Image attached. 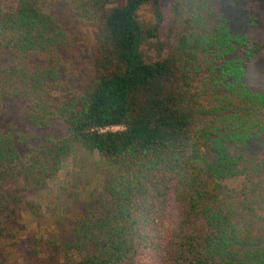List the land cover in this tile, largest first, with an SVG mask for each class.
I'll return each mask as SVG.
<instances>
[{
    "label": "trees",
    "instance_id": "trees-1",
    "mask_svg": "<svg viewBox=\"0 0 264 264\" xmlns=\"http://www.w3.org/2000/svg\"><path fill=\"white\" fill-rule=\"evenodd\" d=\"M50 1L0 0V106L21 101L36 130L0 126V264H264V93L245 82L264 41L235 31L223 0H171L163 43L160 0H63L96 31L89 80L62 93L75 37ZM52 121L65 133L42 137ZM70 156V194L100 174L99 206L20 252L21 215L45 218L39 196Z\"/></svg>",
    "mask_w": 264,
    "mask_h": 264
},
{
    "label": "rangeland",
    "instance_id": "rangeland-1",
    "mask_svg": "<svg viewBox=\"0 0 264 264\" xmlns=\"http://www.w3.org/2000/svg\"><path fill=\"white\" fill-rule=\"evenodd\" d=\"M222 3V12L226 17L231 18L235 31L247 35L252 42L262 43L264 41V0H223ZM12 8L13 5L9 3L5 6L7 11H11ZM170 8L171 0H160L159 11L163 19L157 40L161 43L165 40L167 24L170 20ZM47 13L56 16L75 37L74 45L64 53L66 66L62 73L66 76L67 83L62 93L79 90L91 75V67L95 58L93 39L96 27L82 22L70 14L65 9L63 0H51ZM155 16V11L150 3L143 5L138 11V19L144 28L153 27L156 22ZM157 40H149L142 46L144 56L150 60H154L158 55ZM245 82L253 91L264 93V54L253 58L250 62ZM21 106L19 100L9 101L3 108L0 106V126L13 121L23 133L36 132L32 127L18 124V111ZM111 130L115 131L119 128ZM65 131L66 127L63 123L52 121L48 132H42L41 136L44 137L47 133L60 136ZM79 157L65 158L58 177L49 182L47 188L40 194L39 200L42 203L45 218L37 221L26 214L21 215L24 230L20 235L22 239L20 245L23 246L20 252L27 246L25 242L31 241V236L40 237L57 229L65 230L69 226L70 219L83 211L86 204L91 202L94 207L99 206L102 199V177L100 174L92 175L89 185H82L80 188H85L78 190L79 193L72 191L73 194H70V183L74 170H79ZM156 258L152 254H143L138 264H156ZM16 264L34 263L30 258L22 259L19 256Z\"/></svg>",
    "mask_w": 264,
    "mask_h": 264
},
{
    "label": "built area",
    "instance_id": "built-area-1",
    "mask_svg": "<svg viewBox=\"0 0 264 264\" xmlns=\"http://www.w3.org/2000/svg\"><path fill=\"white\" fill-rule=\"evenodd\" d=\"M114 128H117V127H113V128H111V129H114Z\"/></svg>",
    "mask_w": 264,
    "mask_h": 264
}]
</instances>
